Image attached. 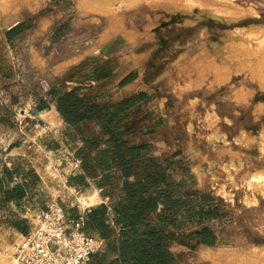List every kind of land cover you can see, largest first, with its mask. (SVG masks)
<instances>
[{"label":"rangeland","instance_id":"obj_1","mask_svg":"<svg viewBox=\"0 0 264 264\" xmlns=\"http://www.w3.org/2000/svg\"><path fill=\"white\" fill-rule=\"evenodd\" d=\"M12 1L0 12L1 156L17 148L12 154L24 166L56 178L54 170L74 172L73 150L81 166L114 147L91 127L72 143L50 112L32 128L30 107L37 92L80 79L102 56L119 60L122 72L135 70L147 102L118 127L117 145L126 155L141 148L138 158L127 155L131 170L158 176L177 264H264V0ZM15 20L24 21L22 32L6 44ZM95 86L90 101L104 104L106 89ZM257 171L262 177L254 181ZM109 183L115 198L122 182L112 176ZM61 186L54 199L64 212L96 202L95 189ZM202 228L215 235V246L197 242L193 233ZM20 239L0 223L1 253L12 254Z\"/></svg>","mask_w":264,"mask_h":264},{"label":"crops","instance_id":"obj_2","mask_svg":"<svg viewBox=\"0 0 264 264\" xmlns=\"http://www.w3.org/2000/svg\"><path fill=\"white\" fill-rule=\"evenodd\" d=\"M23 22V20H15L8 27H6L4 32L6 35L12 29L19 27V29L14 32L9 39H7L6 35L3 34V40L6 44L12 43L13 40L15 41L19 38L22 32L20 28L22 27ZM102 58L103 59L100 60L102 64L96 65L90 73L83 72L82 76L79 77L80 79L72 76L68 79H62V75L59 74V76L56 77L62 79L61 81H58L55 85L48 86L47 89L43 90V92H37L34 104L30 107V111L33 114L30 121L36 119L37 123L35 124L31 121V127L41 128V113L50 112L53 109L57 112L56 101L51 98V94L54 91L57 92L58 96L75 91L80 98H83L88 96V89L91 88V86L96 85L95 87H97L104 85L107 100L104 104L100 103L102 107H110L122 101L133 99L142 93V89L138 88L139 79L134 69L122 72L121 67L123 65L119 60L115 58L117 62L120 63L116 64V61L112 60L109 56H102ZM99 66H104L102 68L103 72L101 71L103 76L96 79L94 76L100 74ZM81 79L82 82L80 81ZM141 106H143V104L139 103L133 107L128 112V118L122 120L121 122H126L131 119V117L140 110ZM57 114L64 129H69L70 140L72 143L79 139L78 130L80 128L91 127L100 129L102 126V124L95 119L83 120L78 123H66L58 112ZM108 126L111 128L115 127L114 124H109ZM1 127L2 120L0 117V128ZM39 137L42 139V137L45 138L47 135L44 134ZM106 139H109L108 134L106 135ZM84 142V140H81L80 145H83ZM72 143H70V145H72ZM16 149L17 148L12 149V147L8 148L4 155H2L5 159L3 161L1 160L2 153H0V223L5 226L7 230L21 236L27 234L30 230V226L29 222L25 219L26 215H33L44 211L51 202H56L54 195L55 193H62V184L64 187L66 186V188L79 191H88L92 189L96 190V202L92 204V206L81 210V212L83 211V217L85 218L83 230L88 235L100 237L105 241L104 249L95 254L105 253L108 244L118 241L119 230L116 226H114L115 215L112 210V206L120 199L124 198V193L122 191V185L120 193L115 198L109 195L108 190L110 189V177L116 176L122 183L126 180L122 176V172L120 170H83L82 165L77 166V163L80 160L73 157V150L71 152L72 154H70L71 160L75 162L74 172L69 173L68 170H54L58 177L52 178L50 175L46 174L45 170H36L35 166L32 164L29 165L26 162L27 165L24 166L25 158H19L18 156H13L12 154L13 150ZM63 173L65 176H63ZM138 176L137 172H132V175L128 177L127 180L129 182H133L139 179ZM81 212L77 213L76 210H70L65 213L72 218H76L78 214H81ZM4 214L5 217L3 216ZM91 215L97 217V224L101 226L100 228L91 222ZM213 236L215 237L214 234ZM174 242L175 241H167L165 244V250L172 255L173 264H177L176 258L171 251V246Z\"/></svg>","mask_w":264,"mask_h":264},{"label":"trees","instance_id":"obj_3","mask_svg":"<svg viewBox=\"0 0 264 264\" xmlns=\"http://www.w3.org/2000/svg\"><path fill=\"white\" fill-rule=\"evenodd\" d=\"M16 27L7 33L8 39L16 32ZM95 75L96 79L102 77ZM51 98L56 101V110L66 123H78L83 120L95 119L99 121L106 134L109 135L108 144H114V147L108 148L97 154L91 161V164L82 165L83 170L90 166L93 169L110 170L117 169L122 172L126 179L122 183L124 198L120 199L112 206L115 215L114 226L119 230V239L117 242L108 244L107 250L103 254H94L91 258V264H173L172 255L165 250L167 241H176L173 217L165 216L169 212V205L162 200L161 192L157 189V175L139 173L131 170L129 160L138 158L137 150L141 148H131L127 155L119 151L115 134L118 127L128 118V112L142 102H147L143 93L133 99L122 101L110 107L90 101V97L80 98L75 91H71L58 96L54 91ZM114 124L115 127H109ZM87 146V143L84 142ZM114 152L115 154H111ZM81 160L79 161V164ZM137 172L138 180L129 182L127 179ZM159 211V212H158ZM167 215V214H166ZM216 216V210H210L208 214ZM90 220L98 228L97 217L91 215ZM85 218L82 231L84 230ZM99 225V226H98ZM169 229V230H168ZM193 235L199 244L213 247L216 245V239L208 228H202Z\"/></svg>","mask_w":264,"mask_h":264},{"label":"built area","instance_id":"obj_4","mask_svg":"<svg viewBox=\"0 0 264 264\" xmlns=\"http://www.w3.org/2000/svg\"><path fill=\"white\" fill-rule=\"evenodd\" d=\"M25 219L30 230L13 246L9 264H90L91 256L105 247L102 238L82 231L83 216L70 217L57 202Z\"/></svg>","mask_w":264,"mask_h":264},{"label":"bare ground","instance_id":"obj_5","mask_svg":"<svg viewBox=\"0 0 264 264\" xmlns=\"http://www.w3.org/2000/svg\"><path fill=\"white\" fill-rule=\"evenodd\" d=\"M203 1V0H202ZM126 0H119V3L120 4H126ZM12 3H13V1L12 0H0V12H4V11H6V9L7 8H9L11 5H12ZM110 6V3H108V4H106V5H104V7H107V10L108 11H110L109 9H108V7ZM111 12V11H110ZM264 32V29H262V30H258V32H259V34L261 33V32ZM263 36V35H262ZM263 41H264V38H263ZM264 43V42H263ZM264 45V44H263ZM216 46V45H215ZM218 48V47H217ZM220 51V50H219ZM199 52H201V53H204V49L202 48V49H200V51ZM205 54V53H204ZM261 80V79H260ZM259 80V81H260ZM262 81V80H261ZM260 81V83L261 84H263L264 85V82L262 81L261 82ZM50 114H54V115H56L57 116V112L53 109L52 111H50ZM261 177H262V173L260 172V171H257V173L255 174V177H254V181H257V180H259V179H261ZM18 235V234H17ZM18 236H21V235H18ZM22 237V236H21ZM3 246H5V245H3ZM9 246V245H8ZM11 247V246H10ZM6 248H8L7 247V245H6ZM11 257H12V254L10 253V249H6L4 252H0V264H9L10 262H11Z\"/></svg>","mask_w":264,"mask_h":264},{"label":"water","instance_id":"obj_6","mask_svg":"<svg viewBox=\"0 0 264 264\" xmlns=\"http://www.w3.org/2000/svg\"><path fill=\"white\" fill-rule=\"evenodd\" d=\"M37 113V112H36Z\"/></svg>","mask_w":264,"mask_h":264}]
</instances>
